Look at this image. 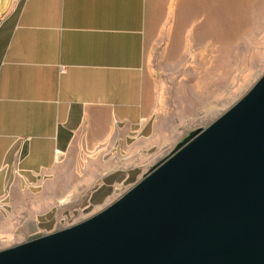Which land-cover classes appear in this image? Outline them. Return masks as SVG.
Masks as SVG:
<instances>
[{
	"label": "crops",
	"instance_id": "obj_1",
	"mask_svg": "<svg viewBox=\"0 0 264 264\" xmlns=\"http://www.w3.org/2000/svg\"><path fill=\"white\" fill-rule=\"evenodd\" d=\"M235 3L0 0V214L36 225L58 213V200L95 196L97 183L126 175L109 168L156 141L143 98L146 44L193 52L179 44L188 5L195 15Z\"/></svg>",
	"mask_w": 264,
	"mask_h": 264
},
{
	"label": "water",
	"instance_id": "obj_2",
	"mask_svg": "<svg viewBox=\"0 0 264 264\" xmlns=\"http://www.w3.org/2000/svg\"><path fill=\"white\" fill-rule=\"evenodd\" d=\"M0 264H264V74L112 204Z\"/></svg>",
	"mask_w": 264,
	"mask_h": 264
},
{
	"label": "rangeland",
	"instance_id": "obj_3",
	"mask_svg": "<svg viewBox=\"0 0 264 264\" xmlns=\"http://www.w3.org/2000/svg\"><path fill=\"white\" fill-rule=\"evenodd\" d=\"M198 7L188 5L186 36L179 42L193 52L178 53L179 46L169 43L148 42L145 46L143 98L152 109L154 144L136 159L122 161L121 167L114 163L109 169L128 168L123 170L126 175L114 182L115 177L111 182L97 183L95 196L58 200L54 217L41 215L36 225H28L22 215L1 213L0 250L62 230L100 212L190 133L206 128L232 107L264 74V0H236L233 9L219 6L216 11L202 5L203 12L194 15L191 10ZM130 163L140 168L129 170ZM9 219L10 226L6 227L3 220Z\"/></svg>",
	"mask_w": 264,
	"mask_h": 264
}]
</instances>
